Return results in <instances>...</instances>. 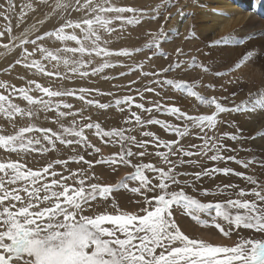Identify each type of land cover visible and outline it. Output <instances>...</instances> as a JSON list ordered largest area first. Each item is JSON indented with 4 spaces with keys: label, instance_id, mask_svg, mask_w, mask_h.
Masks as SVG:
<instances>
[{
    "label": "snow or ice",
    "instance_id": "obj_1",
    "mask_svg": "<svg viewBox=\"0 0 264 264\" xmlns=\"http://www.w3.org/2000/svg\"><path fill=\"white\" fill-rule=\"evenodd\" d=\"M258 9L259 0H253L252 10ZM120 11L135 14L137 10L123 8ZM140 14L143 18L152 19L142 10ZM217 14L226 17L225 13ZM195 15L194 11L184 12L182 18ZM171 17L172 13H169L164 21L167 22ZM127 22L130 25L143 23V19L129 18ZM191 29L189 35L195 38V21L191 22ZM149 32L151 34V30ZM164 33L165 29L162 28L142 47L135 50L124 49L118 54L135 56L147 53L144 61L151 63L157 53L159 56L164 55L159 51L162 39H166ZM234 39L232 33H229L221 39L213 40L210 45L205 44L204 47L208 51L199 63L195 56L190 60L180 59L185 53L178 47L175 49V61L159 71L153 69L151 72H145L143 62L138 68H132V72L139 70L143 75L155 77L147 91L158 97L163 96V100H149L146 107L145 104L138 103L143 95L140 93L137 96L115 97L107 103L94 102L101 110H108L113 106L119 110H127L129 116L125 123L136 124L141 129L156 125L164 132L174 135V139H161L156 132L150 130L141 131V138L137 139L135 136H127V133L132 131L130 128L106 130L100 122H96L94 134L97 138L103 145H119L118 151L105 156L101 148L89 144L90 151L86 153L89 159H86L85 155H79L57 160L43 171L31 169L37 176H20L17 171L19 161L0 162V176L5 177L0 180V264H264V191L261 190L264 183L257 178L254 170L255 165L264 169V156L257 159L253 147L244 148L246 142L257 139L264 143V130L245 136L237 121L219 118L221 114L264 112V87L248 92L246 98L238 103L235 101L237 92H232L230 96H212L209 99L200 91L194 90L197 85L216 88L213 83L203 85V80L211 79L213 69L221 67L214 59L219 54L217 46L226 45ZM197 52L202 53L203 49H197ZM252 55V52H248L243 59L235 63L234 68L240 69ZM169 59L171 61L172 57ZM186 67L200 69L196 73L197 78L192 82L176 78ZM233 70L230 68L229 72ZM127 74L129 73L121 75ZM169 74H172L173 78H162ZM184 74L187 75L186 72ZM226 74L215 71L216 78ZM240 82L238 77L225 81L227 84ZM152 84L156 87L153 88ZM169 88L181 93L187 92L189 96L214 110H211L210 114L190 115L181 107L165 102L170 98ZM219 88L221 91H228L224 84H220ZM98 95L113 94L98 91ZM228 101H231L230 105L226 103ZM133 108L139 109V112L133 111ZM142 113L147 114L148 118L144 119ZM155 113L172 117L178 123L159 119ZM225 123L235 131L221 132L219 126ZM260 127L264 129V122L260 123ZM92 128L93 125L89 124L88 129ZM194 134L203 143L186 147L184 139ZM129 139L131 143L125 148L124 144ZM229 140L237 146L226 143ZM149 145L156 149L155 156L159 157L166 170L165 167L142 162L144 157L152 155L148 150ZM133 148L138 151H133ZM161 148L165 151H161ZM189 148H198L199 151L194 153ZM5 150L15 152L17 149L13 147ZM49 151H55V148H50ZM241 151L248 155L240 158L238 154ZM193 155L200 159H185ZM172 157L177 159L173 160ZM134 158L141 162H134ZM205 158L207 161H222L225 164L234 162L246 171H236L227 166L208 168L202 163ZM69 162L88 165L87 171L72 170L71 175L77 177L75 180L62 172H53L52 169L57 164L63 165L67 171ZM97 165L100 166L99 174L96 171ZM121 165L133 171L116 184L99 182L103 179L105 166L116 172ZM184 165L201 170L191 173L177 171ZM9 172L12 173L10 179L7 178ZM215 174L239 177L251 187L249 189L237 184H224L217 185L215 191L198 187L203 178ZM90 180L97 182L89 183ZM125 181L137 185L130 188L132 193L141 197L136 201L140 205L137 211L121 210L113 196L116 191L129 189L130 185ZM186 189H191V193L195 195ZM225 194L228 198L216 202L204 203L197 198L220 197ZM109 198H112L114 214L107 211L95 215L85 214L92 211L95 202L106 203ZM181 209L185 215L201 225L202 229L207 230L208 235L188 234V229L184 228L174 215L176 210ZM202 215L208 218L201 219ZM213 229L218 230L224 242L214 239Z\"/></svg>",
    "mask_w": 264,
    "mask_h": 264
},
{
    "label": "rangeland",
    "instance_id": "obj_2",
    "mask_svg": "<svg viewBox=\"0 0 264 264\" xmlns=\"http://www.w3.org/2000/svg\"><path fill=\"white\" fill-rule=\"evenodd\" d=\"M195 1L27 0L18 7V0H0V51L4 50V56L0 57V162L19 161L17 171L20 176L28 174L37 176V173L31 172V169L43 171L57 160H65L79 155H85V158L89 159L86 155L90 151L89 144L102 150L108 146L106 151L108 153L103 151L105 156L111 155L113 151H118L119 145H103L97 138V135L94 134L96 122H100L106 130L130 128L132 131L128 132L127 136H135L137 139L141 138L140 133L143 130L154 131L161 139H174V135L164 132L156 125L141 129L136 124L125 123V119L129 116L127 110H119L115 106L108 110H101L95 106L94 102L107 103L115 97L137 96L140 93L143 95L138 103L145 104L146 107L149 100L156 102L163 100V96L158 97L147 91L148 86L155 78L154 76L143 75L139 70L132 72L131 69L138 68L143 62L145 72H151L153 69L159 71L161 68L167 67L170 62L175 61V49L178 47L185 53L179 57L180 59L190 60L193 56L196 57L195 41L189 33L192 31V21H195L196 25L200 23L196 19V15L183 16L182 18L184 12L194 11L196 13ZM123 8H133L137 11L135 14H130L120 11ZM80 9H82L80 14H76ZM141 10L152 19L143 18L140 14ZM169 13H172V17L165 22L164 19ZM31 17L40 19L38 29L19 39L25 32V28L29 27ZM129 18L143 19V23L130 25L127 22ZM16 19L19 21V25ZM207 21L208 19L203 20V23L207 24ZM162 28L165 29L166 39H162L159 51L164 55L159 56L157 53L153 62L144 61V56L147 53L135 56L118 54L124 49L135 50L142 47ZM149 30H151V34ZM49 33L50 35H46ZM170 57H172L171 61ZM16 67L20 68V72L15 70ZM193 71L194 76L188 72L186 67L176 78L192 82L197 78L196 73L200 69L196 68ZM185 72L187 75L184 74ZM122 73L129 74L121 75ZM162 78H173V76L169 74ZM220 80L215 77L213 70L212 78H205L203 85L215 84L214 90L219 94V86L222 84ZM228 80L226 78L224 83ZM133 81L136 83H131ZM151 86L156 87L155 84ZM194 90L200 91L209 99L216 95L213 94L212 88H204L201 85H197ZM98 91L113 95L101 96L98 95ZM208 91L212 92L208 93ZM168 93L170 98L165 102L181 107L190 115L210 114V111L214 110V108L201 104L187 92L181 93L169 88ZM133 111L139 112V109L133 108ZM141 115L144 119L148 118L147 114L142 113ZM154 115L159 119H168L173 123H178L172 117L159 113ZM219 118L225 121L229 120L228 114H221ZM89 124L93 125L92 130L88 129ZM219 129L221 132L235 131V129L228 128L227 123L220 125ZM253 141H250V146L255 143ZM183 142L186 147H189L190 144L200 145L203 143L195 134L185 138ZM130 143L131 140H127L124 144L125 148ZM226 143L230 146H237L230 140ZM246 143L244 146L249 145V142ZM13 147L17 149L15 152L5 150ZM50 148H55V151H49ZM244 148L247 149L248 146ZM148 150L152 155L144 157L142 162L153 163L158 167H165L166 170V166L161 164L159 157L155 156L156 149L149 145ZM160 150L165 151L163 148ZM189 150L194 153L199 151L198 148H189ZM133 151H138V149L133 148ZM243 152L238 154L240 158L248 155ZM262 153L264 152L260 154L262 155ZM229 154L235 155L236 153ZM260 154H258L259 157ZM258 156H256L257 159H259ZM171 159L175 160L177 157ZM185 159L199 160L200 158L193 155L185 157ZM134 162L141 161L134 158ZM202 163L208 168L227 166L236 171H246L234 162L225 164L222 161H207L205 158ZM25 165H27L26 168ZM96 167L99 174L100 166ZM87 168L88 165L83 163L69 162L67 171L63 165L59 164L52 170L69 175L72 180H75L77 177L71 175L72 170L85 169L87 171ZM200 170V168L189 165L177 169L179 172L189 173ZM131 171L133 169L121 165L116 172H112L111 168L105 166L103 179L99 182L119 183ZM11 177L12 173L9 172L7 178ZM3 179L5 177L0 176V180ZM182 179H188V177H182ZM96 182L89 181V183ZM125 182L129 183V189L116 191L113 196L121 210L137 211L140 205L136 201L141 197L130 190L131 187L137 185L133 182ZM69 183L72 182L69 181ZM224 184H237L249 189L251 187L239 177L224 176L223 174L203 178L198 187L215 191L217 185ZM261 190L264 191V188ZM186 191L195 195V193H191V189H186ZM25 198L27 199V197ZM197 198L207 203L228 197L225 194L220 197L197 196ZM233 198H235L234 194ZM246 198L251 199L252 197ZM104 211L115 213V209L112 207V198H109L106 203L95 202L92 211L85 214L95 215ZM174 215L180 220L183 227L188 229V234L208 235V231L202 229L201 225L185 215L182 209L176 210ZM207 218L206 215L201 216V219ZM212 232L215 233L214 239L224 242V238L219 235L218 230L213 229Z\"/></svg>",
    "mask_w": 264,
    "mask_h": 264
},
{
    "label": "bare ground",
    "instance_id": "obj_3",
    "mask_svg": "<svg viewBox=\"0 0 264 264\" xmlns=\"http://www.w3.org/2000/svg\"><path fill=\"white\" fill-rule=\"evenodd\" d=\"M24 1L27 0H18V7L22 6ZM194 3H196V19H198L200 23L196 25L197 36L192 38L196 45V59L198 63L208 51V49L204 47L205 44L210 45L213 40L221 39L229 33H232L235 37L234 40H230L226 45L217 46L219 54L216 55L214 59L221 67L213 70L227 73V75L218 79H221L220 83L224 84L228 91L224 92L220 90L218 92L219 94H217L215 90L212 89L213 94H216L215 96H230L232 92H237L238 95L235 97V101L238 103L240 100L246 98L248 92H254L264 87V0H259L261 11L259 15L251 11L253 0H199V2L196 0ZM81 10L82 9L77 11L76 14H80ZM217 12L225 13L226 17L218 15ZM206 19H208L207 24H204L203 20L206 21ZM39 20L40 19L37 17H31L29 27L25 28V32L19 39L35 32L38 29ZM16 21L19 25V21L17 19ZM237 41H243V43H237ZM200 48L203 49L202 53L197 52V49ZM248 52H252L253 55L244 62L240 69H235V63L243 59ZM3 56L4 50L2 49V51H0V57ZM55 64L56 62L54 65ZM230 68L234 70L229 72ZM15 70L20 72V68L18 67H16ZM188 72L194 76L193 69L188 68ZM237 77L241 81L240 83H224L226 78L227 80H233ZM212 91H208V93ZM226 103L230 105L231 101ZM228 117L229 120H235L240 124V127L244 130L245 136H251L257 131L264 130L260 127V123L264 122V112L258 111L255 114H228ZM253 142L255 143H252L253 145L251 146L255 149V156H258V154L264 152V143L259 139ZM247 146H250V142ZM247 146L244 147L247 148ZM107 148H104L102 152L105 151L107 154ZM242 152L243 151H241V153ZM263 154L264 153H262V155ZM261 156H258V158H261ZM254 170L257 178L263 182L264 169L260 168L259 165H255Z\"/></svg>",
    "mask_w": 264,
    "mask_h": 264
}]
</instances>
